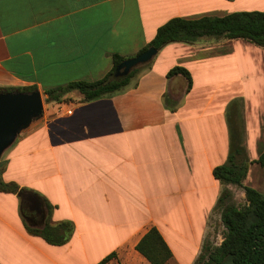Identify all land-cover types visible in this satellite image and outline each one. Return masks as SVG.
<instances>
[{"label": "crops", "instance_id": "crops-1", "mask_svg": "<svg viewBox=\"0 0 264 264\" xmlns=\"http://www.w3.org/2000/svg\"><path fill=\"white\" fill-rule=\"evenodd\" d=\"M231 1L0 0V89L36 87L46 96L72 82L101 80L113 69L114 54L137 56L171 19L219 13ZM211 38L168 44L136 83L117 94L85 102L73 91L44 106L41 117L4 152L0 180L25 191L31 212L40 209L38 203H50L52 224L72 222L74 234L64 246L31 235L21 198L0 192V264H98L112 253L116 257L108 264H151L136 246L153 227L173 252L168 264H196L205 243H222L223 235L219 242L209 239L212 216L225 231L219 198L227 189L231 202L242 205L245 192L216 180L214 164L205 176L199 162L208 160L210 151L228 161L234 132L246 157L259 159L262 153H252L263 105L249 117L246 76L244 92L230 93L225 81L231 69L215 68L229 58L213 57L225 43ZM250 46L264 62V47ZM176 66L190 71L191 90L184 76H167ZM262 74V81L251 84L260 99ZM204 91L208 105L218 106L192 111L198 106L192 93ZM211 116L215 132L200 149L196 139L184 137L183 127ZM244 185L264 193V168L251 163ZM31 195L35 206L27 198ZM168 201L175 203L170 221L163 212ZM168 224L188 227L185 233L173 226L164 231ZM166 233L175 235L177 250Z\"/></svg>", "mask_w": 264, "mask_h": 264}, {"label": "trees", "instance_id": "trees-1", "mask_svg": "<svg viewBox=\"0 0 264 264\" xmlns=\"http://www.w3.org/2000/svg\"><path fill=\"white\" fill-rule=\"evenodd\" d=\"M203 37L242 39L256 46L264 47V11L234 12L221 17L173 18L158 29L152 42L137 55L150 47H155L159 51L170 43H191ZM112 58L113 69L103 79L95 82H72L58 89L47 91V101H60L73 91L83 94L85 102L112 96L136 83L139 75L149 65L134 69L127 78L122 79L115 76V71L126 58L119 54H114ZM177 75H182L188 80V90H191L193 78L190 71L182 66H176L170 70L167 76L171 78ZM0 91L28 93L37 91V88H5ZM251 163L264 168V151L259 159L250 162L241 151L239 141L233 136L228 163L217 166L213 175L222 184H233L243 188L246 196L245 203L242 205L232 203L231 192L227 189L223 191L217 205V209L221 212L222 225L225 228L223 241L219 246H213L209 242L205 243L196 264H264V193L244 185ZM0 192L16 194L25 202V191L16 183H6L0 180ZM36 203L38 202L36 201ZM36 203L30 201L32 206ZM38 204L40 209L36 212L30 211L32 216L24 214L21 210L28 232L42 238L50 245H66L73 237L74 224L62 222L53 225L51 216L54 207L46 201ZM36 213L41 221L44 220L43 227L39 226V222L35 219L33 220ZM136 250L151 264H168L173 258L171 248L156 227H153L141 239ZM114 257L116 254L112 253L98 264H108Z\"/></svg>", "mask_w": 264, "mask_h": 264}, {"label": "rangeland", "instance_id": "rangeland-1", "mask_svg": "<svg viewBox=\"0 0 264 264\" xmlns=\"http://www.w3.org/2000/svg\"><path fill=\"white\" fill-rule=\"evenodd\" d=\"M229 6L219 12V13H212L211 15L208 16H226L228 14L234 13V12H245V11H264V0H232L231 2H229L228 4ZM219 40V42L225 43L224 47H221L220 49H216L214 51V58H219L220 56L229 58V62L228 60L225 61V64L222 65H217L215 66V68H220L223 71H227L228 69H231V73L229 72L230 76H227L228 73L225 75L229 78L225 81V83L230 82L231 88L232 90L230 91V93L232 94H237L238 92H244L243 90V86H244V76H246L247 78V91H246V97H243L244 101L248 104L247 105V113L249 112V117L252 116L254 118V114L257 111L256 108L259 109L260 106L263 105V108H261L258 117H259V122H260V126H259V130H258V138H257V143L255 145V150L252 153V156H256L257 152L259 154H261L264 150V97L262 99H260L258 97V95H256L257 91L256 88L252 87L251 84L252 83H256L259 82L260 80H263V74L264 73V68L263 67V58L260 57V55L257 54L256 50L252 49L250 45L251 42L246 41V40H230L227 38H211L209 41H216ZM228 40L231 41L230 44H227V42H229ZM246 41V42H245ZM250 45H249V44ZM228 62V63H227ZM216 65V64H215ZM204 83V80H202L200 77L199 79L196 80V84L198 85V88H201L202 84ZM241 88V89H239ZM255 90V91H254ZM200 91V90H198ZM208 92V91H207ZM192 93V92H191ZM200 93V92H198ZM248 95V96H247ZM221 102H222V97L223 96H219ZM209 97L206 96V93L204 91V93H200L197 94V92H193L192 96H191V100H195L196 104H198V106H196L194 109H192V111H198L201 110L203 111L204 109L207 111V109H213L215 106H218V103H216L215 105L209 106L207 101H208ZM168 100L170 101V99L168 98ZM247 100V101H246ZM43 101H44V106L48 104L47 101V97L44 95L43 96ZM198 102V103H197ZM174 108L176 109V107L178 106V102H174L172 103ZM221 105V104H219ZM209 106V108H208ZM256 109V110H255ZM212 120L213 117H207L204 118L203 120H200L196 123H192V122H186L184 127H183V134L184 137H186V135H190V137H193V140L196 139V144L197 146L201 149L202 147V142L203 139L209 138L214 134L215 132V128L212 127ZM250 123V122H249ZM237 132H234V138L237 140ZM210 147L212 148L213 145ZM209 152V150H208ZM250 161V160H249ZM252 162V161H250ZM5 163V155L3 154V156L0 158V170L1 168H3ZM228 161L227 159H223L222 160H218L217 155L213 154L212 151L209 152V159H204V160H200L199 162V169L200 171H204L205 176L207 175V172L210 168V165L214 164V167L216 166H222L227 164ZM205 181V179H204ZM220 182V181H219ZM221 183V182H220ZM174 201H168L167 202V206H163V212H166V216H167V220L170 221L172 218L169 216L170 213L172 211V213L174 212ZM22 212L26 215L32 216L30 213L29 208L27 207V205L25 204V202L22 201V208H21ZM195 212V210H193ZM217 213V212H216ZM169 216V217H168ZM35 219V221L39 222L41 221V219L39 218L38 213H36V215L33 216V220ZM30 223V222H29ZM31 225V224H30ZM165 226V225H162ZM171 226H173L174 228L176 227L177 230H183V232L185 233V228L188 227V225H180V224H168L164 227V231H168ZM224 233V230L220 227L218 220L216 221V218H214V216H212L211 222L209 224V239L212 242V239L214 238L215 241L219 242L222 238V235ZM174 234V233H173ZM167 238L170 240L174 250L177 248H179V242L177 239H175V235L170 236L168 233H166ZM170 237V238H169ZM212 245H214V243H211ZM174 264V263H171Z\"/></svg>", "mask_w": 264, "mask_h": 264}, {"label": "water", "instance_id": "water-1", "mask_svg": "<svg viewBox=\"0 0 264 264\" xmlns=\"http://www.w3.org/2000/svg\"><path fill=\"white\" fill-rule=\"evenodd\" d=\"M157 54L158 50L150 47L143 53L126 59L117 67L115 76L127 78L134 69L151 63ZM43 110V95L38 90L28 93L0 91V158L21 133L41 117ZM27 198L29 199L28 196Z\"/></svg>", "mask_w": 264, "mask_h": 264}, {"label": "flooded vegetation", "instance_id": "flooded-vegetation-1", "mask_svg": "<svg viewBox=\"0 0 264 264\" xmlns=\"http://www.w3.org/2000/svg\"><path fill=\"white\" fill-rule=\"evenodd\" d=\"M29 200H30V201H35V203H36V198H34V197H30ZM34 206H35V205H34Z\"/></svg>", "mask_w": 264, "mask_h": 264}]
</instances>
